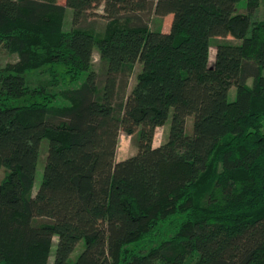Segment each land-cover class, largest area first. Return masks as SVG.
I'll use <instances>...</instances> for the list:
<instances>
[{"label": "trees", "instance_id": "1", "mask_svg": "<svg viewBox=\"0 0 264 264\" xmlns=\"http://www.w3.org/2000/svg\"><path fill=\"white\" fill-rule=\"evenodd\" d=\"M240 1L0 0V48L17 55L0 64V264H49L55 237L54 264H264V0ZM122 134L138 150L118 161Z\"/></svg>", "mask_w": 264, "mask_h": 264}, {"label": "rangeland", "instance_id": "2", "mask_svg": "<svg viewBox=\"0 0 264 264\" xmlns=\"http://www.w3.org/2000/svg\"><path fill=\"white\" fill-rule=\"evenodd\" d=\"M60 3L65 4L66 0H59ZM246 9V0H241L238 4H237V11L241 12V11H245ZM106 13L104 11V7H101L95 11H93V14L88 18L86 24L88 23H93L94 26H96V30L100 31L102 30L108 19L105 16ZM72 16H73V11L72 9L67 10L66 13V19L64 22V29L66 31L70 30L72 28ZM258 19L259 20H264V4H261V7L258 9ZM173 22V15H168L165 17H158L157 15H153L150 21V27L153 30H162V31H167L169 30L170 26L172 25ZM217 38L219 39H234L233 36H231L228 33L225 34H221V35H216ZM216 38V39H217ZM234 41H236L234 39ZM215 42L213 40L212 42V49L210 52V64L213 63L214 59H215ZM17 59V55L16 54H11L8 51H6L3 48H0V64L2 65H6L8 62L11 61H15ZM94 65L95 68H98L99 64H100V55L99 53L96 51L94 54ZM59 67L58 70H62L64 67L63 66H57ZM50 67L46 66L42 69L39 70H35L32 72H29L27 77H28V82L32 87H36L37 85H39L40 83H50L52 77V74L50 72ZM140 71V65L138 64L136 66L135 72L132 75V79H131V86L134 85L136 78H137V73ZM87 77V74H84L81 78L80 81L72 83L69 80L66 83H63L60 86H54V87H50L53 92H57L59 89H63V88H68V87H78ZM131 89V88H130ZM129 89V90H130ZM236 97V88L232 87V89L230 90L229 93V98L230 100H234ZM33 97L30 98H24L21 99L20 101H31L33 100ZM37 99V98H36ZM55 103L56 105H65L66 102L60 98L55 99ZM169 128V123L161 126L158 128L156 136H155V141H154V145L157 147V145L159 146V144H161L167 135V130ZM187 132L188 134H192L193 133V129H194V116H189L187 118V126H186ZM264 130V128H263ZM49 144V140L48 139H44L42 141V149H41V157L40 160L38 162V166H37V171H36V179H35V184H34V193L37 192V190L39 189L42 180H43V175H44V167H45V156H46V150ZM138 148H137V142H136V136H128L126 134H122L121 138H120V143H119V147H118V153H117V160H122L125 159L127 157H130L132 155H134L137 152ZM5 175V169L4 168H0V180L3 179ZM174 226H175V220L170 222L169 224H167L165 226V231H164V238H170L173 235L174 232ZM57 242H58V238L55 237L54 238V245H53V250H52V256L50 257V263L49 264H54V260H55V251H56V247H57ZM150 246L154 245V243H149ZM85 248L84 242L82 241L78 247L76 248L75 252L72 254L71 259H75L77 257V255L79 253H81ZM158 264H166L164 262H159ZM184 264H194L193 260H187Z\"/></svg>", "mask_w": 264, "mask_h": 264}, {"label": "crops", "instance_id": "3", "mask_svg": "<svg viewBox=\"0 0 264 264\" xmlns=\"http://www.w3.org/2000/svg\"><path fill=\"white\" fill-rule=\"evenodd\" d=\"M160 145V144H159ZM158 146V145H157ZM123 160V159H122ZM118 161H121V160H118Z\"/></svg>", "mask_w": 264, "mask_h": 264}]
</instances>
